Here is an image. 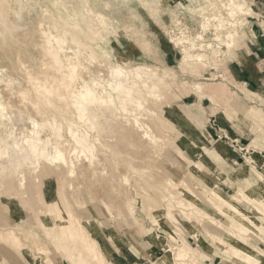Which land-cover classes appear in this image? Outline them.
<instances>
[{"label": "bare ground", "instance_id": "obj_1", "mask_svg": "<svg viewBox=\"0 0 264 264\" xmlns=\"http://www.w3.org/2000/svg\"><path fill=\"white\" fill-rule=\"evenodd\" d=\"M58 1H51L53 9H59L60 12L58 15L54 14V17H50V19L53 20L55 26L62 25L63 29L58 33L50 31L49 36L53 40L48 42L56 66L63 72V76L69 78V81L66 82V77L63 78L58 89L60 91L64 89L59 96L55 90L41 85V87H45L46 94L53 97L47 98L46 102L48 108L54 106L53 117L43 123L34 118H31V121L29 119L34 126L31 128L32 131L29 129L31 134L25 131L27 134L21 133L23 136L20 137L19 134H15L13 127H9L10 117L5 113L4 104L6 103L3 104L0 101V178L3 181L0 189L5 186L4 193H10L11 197L21 201L27 209V219L30 220V225L19 222L8 223L6 216L9 209L0 203V245L18 246L21 242L16 233L18 230L25 238L33 239V243H41L38 250L46 259L47 264H62L55 263L52 259L51 248L47 242L42 240L37 230H34L33 226L37 225L36 227L53 245L54 250L58 253L62 250L65 253L68 264H117L110 252L111 243L115 244L113 238L116 237L111 238V242L110 238H107L105 245H102L94 236L97 232L94 220L85 217V213H83V210L84 212L88 211V204L76 200L75 203L83 208L76 211L77 209L73 208L66 190V188H74V181L78 182L76 179L80 176H83L85 181L91 180V185L95 182L101 184L107 182L106 167H102L103 162L96 156V142H100L104 131H106V135L109 137L113 138L115 135L117 138L115 142L109 140L107 143L101 144L108 148L116 147L119 151L126 150L131 158L140 157V169L145 168L143 174L155 182V184H151L147 180V184L150 187L156 186L160 190L156 196L146 192L143 194L137 190L143 199V211L150 217L153 224V226L147 227L136 215V200L128 195L130 190L128 185L132 177L129 179L124 176L120 184L121 192L125 191L124 195L126 196L125 202L120 207L121 220H126L125 222L129 226H137L139 232L146 235L151 243H155L157 246H164L166 243V237L157 232L158 227L164 223L172 230L169 237L175 245L163 248L164 253L152 258L151 264H208L197 260L196 255L191 254L190 242L184 236V229L188 233H194L193 237L197 241L196 248H199L200 252L206 253L201 248L206 249L208 243L205 242V239H207L214 243L219 250H222L223 255L229 257L228 262L231 264H264V249L253 242L256 239L257 243L264 244V174L258 171V174H255L261 178V182L252 188L244 187L241 184L243 180H230L231 178L217 164L208 162L205 167L203 162L193 161L186 152L180 149H177V159L180 163H193L205 181L197 179L192 172L193 183L188 178V180L183 178L181 181H176L164 175L159 167H156L158 171L156 172L152 162L154 158L151 157L150 152L157 155L161 162L166 161L168 158L164 150L168 144L166 136H170L176 130L175 124L163 110L164 106L171 105L172 100L176 97L174 92H169L172 89L171 84L175 73L170 69L162 71L158 66L148 63H133L131 60L123 59L122 56L120 58L123 60L117 62L108 51L99 48V51H102L105 56L108 77L95 74L88 69L82 57L83 51H90L91 48L84 47V44L79 43L77 39L63 38L67 32L66 27L72 25L69 20L70 16L79 19L80 14L73 8H68L69 11L63 13ZM99 1L104 4V8L96 10L97 8L94 6V10H90L93 20L106 14L111 15L115 7L119 6L117 2L121 4L124 0ZM206 1L209 6L216 7V10L206 13L208 11L202 9L199 12L200 31L197 34L177 36L178 33L183 34V29L178 27L177 23L178 32L171 35V40L183 49V56L180 60V69L183 72H187L189 67L192 72L201 73V69H205L208 61L213 58L218 63L231 62L244 51L247 45V30L251 29L249 19L254 16L264 26V15L254 8L249 0ZM28 4L29 0H0V20H3L4 25H7L8 17L12 13L20 17ZM111 18L114 19V16ZM19 26L18 23H12L6 26L8 28L6 31L12 32ZM11 39L13 40L14 37L4 36L1 38L0 47L9 46L12 42ZM67 42L71 45L76 44L80 49L70 55L67 52L73 47L70 45L69 48ZM209 50L213 54L212 57L207 55ZM19 60L22 62L21 56H19ZM67 71H69L68 75H65ZM84 71H88L90 74L88 80L83 76ZM202 73L204 76L210 75L205 70ZM75 76L81 78L83 82L71 99L74 117L68 118L65 116L66 111L54 104V96L58 99L66 97L65 91L69 88L68 83ZM250 92L259 95L264 91L257 89ZM233 101L235 102L230 105V109L232 107L235 109L233 112L226 111V116L234 115L238 122L239 111L244 112L245 110L236 100ZM186 105L183 108H174V116L180 117L184 114L187 118L196 119L202 125L200 115ZM251 111L253 110L251 109ZM100 119H104L107 126ZM47 126L48 131L51 130L50 135L55 139L52 141L53 143L50 142L51 138L44 140L41 137V128ZM93 132L96 133L92 134ZM166 132L167 134H165ZM254 134L256 135V133ZM262 136L264 133L256 135L250 145L243 148V151H247L249 147L257 144ZM185 140L184 138L182 142L186 144ZM188 148L192 151L191 146ZM249 151L250 149L246 153L248 163H252L254 160L261 162L254 152H250L248 155ZM211 172L219 176L221 183L226 181L232 186L234 192L227 193L217 182H213L204 174L211 175ZM246 172V168L239 171L244 174ZM252 172L255 171L252 170ZM16 175L18 182H15ZM45 178H56L58 181L59 199L51 203L38 197ZM137 184L140 189H146L141 181L138 180ZM163 202L167 209L160 222L159 214L162 212ZM244 206L253 213L248 212ZM106 209L103 208L106 212L104 215L110 214ZM180 213H185L181 214L187 219L185 227L181 226V219L178 216ZM209 214L219 215L218 219L212 218ZM124 216H126L125 219ZM43 217L47 220L53 218L54 225H48L42 219ZM58 217H60L59 221ZM206 223L210 224L209 228L205 226ZM195 227L198 228V232ZM240 239L241 243L237 241ZM242 239H247L252 245H248ZM40 258L29 264H43ZM221 264H225V262Z\"/></svg>", "mask_w": 264, "mask_h": 264}, {"label": "rangeland", "instance_id": "obj_2", "mask_svg": "<svg viewBox=\"0 0 264 264\" xmlns=\"http://www.w3.org/2000/svg\"><path fill=\"white\" fill-rule=\"evenodd\" d=\"M51 1L29 0V4L23 9L20 17L12 13L7 19V25H4L3 20H0L2 22L0 23V39L4 36L7 38L14 37L13 40L11 39L12 42H10L9 46L5 48L0 47V101L3 104L6 103L4 105L5 113L10 117L9 127H13L15 134H19L18 136L20 137L23 136L21 133L27 134L29 132L28 134H31L30 132L33 130L31 128L34 127L30 122L31 118L43 123V121L46 122V120L53 117L55 113L53 111L54 106L48 108L46 103L47 98L50 99L52 96L46 94L45 87L47 86L53 89V91L55 90L59 96L60 92L62 93L64 89H61V91L58 89V86H61V81H63L64 77H66V82L69 81V78L63 76V72L56 66L49 48L48 41L53 40L49 36V32L58 33V31L61 32L63 29L62 25L55 26L53 20L50 19V17H54V14L58 15L60 12L59 9H53ZM64 1H58L60 10L64 13L73 8L74 11H78L80 17L78 19L75 16L73 18L70 16L69 20L72 22V25L66 27L67 32L63 38L77 39L79 43L84 44V47L87 46L88 48L89 46L91 48L89 49L91 52L88 50L83 51L82 57L88 69L95 74H101L105 78L108 77L105 56L102 51H99V48L108 51L117 62H119L118 60L122 61L125 59L131 60L133 63H148L158 66L162 71L170 69L175 73L171 84L172 89L169 92H174L176 97L172 100V104L165 105L163 110L165 111V115L175 124L176 130L170 136H166V141L168 142L167 147L164 149L168 156L166 161L161 162L157 155H153L150 152L151 157L154 158L152 162L156 172H158L156 167H159L164 175L176 181L186 178V180L190 179L189 181L193 183L194 177L191 175L192 172L197 179L200 178L203 181L204 178H202L200 171L194 167L193 163L185 162V164H181L177 159V149H180L186 152L193 161L203 162L205 167L208 165V162L217 164L231 178L230 180H243L240 182L244 187L252 188L255 184L261 182V178L258 175L256 176V174H258V169L259 172L264 170V136L259 138L257 144L248 148V150L250 149L248 155H250V152H254L261 162L254 160L252 163H248L246 157L248 150L243 151V148L248 147L256 135L264 133V92L259 95L252 94L250 91L256 89L246 88L243 84L236 82L232 78L228 70L229 62L218 63L214 58L208 61L205 69H201V73L192 72L189 67L187 72H183L180 69L183 49L171 40V35L178 32L177 23L179 24L178 27L183 29V34L178 33L177 36L197 34L200 31L199 20L201 17L199 16V12L202 9H206L208 11L206 13L213 12L216 10V7L209 6L206 0H124L121 4L117 2L119 6L115 7L111 15L106 14L93 20L90 16V10H94V6L97 8L96 10L103 9L104 4L101 1ZM249 1L256 8L254 0ZM260 10L263 11V6L260 7ZM110 16H114V19ZM12 23L20 25L12 31L13 35L12 32L6 31L8 29L6 26ZM263 27V25L262 28L258 26L260 30H263ZM70 45L68 43L69 48ZM71 46L73 48H70L67 52L70 55H73L75 50L80 49L76 44H72ZM168 49L177 54L176 61L173 64H167L161 57L164 50ZM18 55L21 56L22 62L19 60ZM207 55L209 57L213 56L210 50L207 52ZM121 56L123 59L120 58ZM204 70L210 75H202ZM68 72L65 75H68ZM83 76L87 80L90 78L88 71H84ZM82 82L81 78L75 76L68 83L69 88L65 91L66 97L58 99L54 96V104L65 110V116L68 118L74 117L71 99ZM41 85L46 86L41 87ZM195 94L197 98L196 104H194ZM46 95L47 97L45 98ZM188 95H192V98H187ZM203 97H207L205 99L206 109L208 112L216 114L217 119L210 116L209 121L206 122L204 120L205 108L201 102ZM233 100H236L245 110L244 112L242 110L239 111L238 122L234 123L236 126H232L230 120L237 121V118L234 115L226 116V111L230 110L233 112L235 109L234 107L231 108L232 110L230 109V105L235 102ZM185 105L190 106L192 110L200 115L203 122L202 125L196 119L187 118L184 114L180 117L174 116L173 109L176 107L183 108ZM57 115L60 118L59 114ZM100 121L105 123L104 119H100ZM218 125H220L223 131L217 132ZM229 127H231V130ZM238 128L242 129V131H239L240 133L236 132L239 130ZM41 131V137L44 140L51 138V143L55 141L50 135L51 130L50 132L48 131V126L42 127ZM94 133L96 132L92 134ZM106 134L107 132L104 131L100 142H96V156L103 162L102 167H106L107 173L105 175L107 182H104L105 184L95 182L91 185V180L85 181L83 176H80L76 179L78 182L74 181V188H66L68 197L72 201L73 208L77 209L76 211L83 209L78 203H75L76 200L88 204V211L84 212L83 210V213H85V217L94 220L97 229L94 236L102 245H105L107 238H110L111 242V238L114 236L116 238H113V240L117 247H120L119 245L122 244L124 245H122V252H118L115 250L113 242L111 243L110 252L112 256L115 254L117 264H151L152 258L164 253L163 248L172 244L175 245L169 237L172 230L164 223L158 227L157 232L166 237V243L164 246H157L155 243H151L146 235L141 234L137 226H129L125 222L126 220H121L119 216L120 207L125 202L126 196L124 195L125 191L121 192L122 188L120 184L124 176H127L129 179L132 177L128 185L130 189L128 195L136 200V215L147 227H151L153 224L150 217L143 211V199L139 192L156 196L160 190L156 186L150 187L147 184V180L151 184H155V182L152 179L150 180V178H146L147 176L143 174L145 168L140 169V157L131 158V155L126 150L119 151L116 147L108 148V146L105 147L101 144L107 143L109 140L115 142L117 138L115 135L112 138ZM184 138L186 139V144L182 142ZM188 146L192 147V151L189 150ZM104 148L105 150H103ZM216 159L221 162H217ZM248 167H252L255 172L250 170L248 177H244V173H239L240 170H243V168L247 169ZM211 173V175L204 174L213 182H217L227 193L232 194L234 192V188L227 184L226 181L221 183L219 176L213 172ZM15 179V182H18L17 175ZM138 180L146 186L147 190L139 188L137 184ZM0 185H3L1 178ZM4 187L0 189V203L6 205L9 209L6 216L8 223L19 222L25 225L29 224L30 220L27 219L28 213L26 207L18 198L11 197L10 193H4ZM137 190L139 191L138 193ZM38 197L48 203L59 199L57 179L45 178ZM162 204V212L159 214L160 222L164 218L163 213L167 209L165 202ZM244 207L248 209V212L253 213L248 207ZM103 208H107V213L110 214L104 215L106 212ZM181 214L185 213L178 214L181 219V226L185 227L187 219L181 216ZM209 216L218 219L219 215L209 214ZM42 219L48 225H54L55 221L53 218L47 220L43 217ZM57 220L59 221L60 217ZM36 226L34 225L35 229H33L37 230L42 240L47 242L51 248V257L54 262L68 264L65 253L62 250H59L60 254L56 252L53 245ZM205 226L209 228L210 224L206 223ZM195 229L196 232L199 231L197 227ZM184 232V236L190 242L191 254H195L197 260L207 262L208 264H221L222 262L231 264L228 262L229 257L223 255L222 250H219L214 243L205 239V242L208 244H206V249H201L206 253L200 252L199 248H196L197 241L193 237L194 233H188L185 229ZM16 233L21 240L18 246L5 247L0 245V264H29L35 259L40 258L39 255L42 256L40 261L43 264H47L46 259L38 250L41 243H33V239L25 238L18 230H16ZM237 241L241 243V239ZM244 241L248 245H252L247 239ZM253 242H256L259 247L264 249L263 243H257L256 239ZM133 247L136 248L134 249ZM226 258L227 260H225Z\"/></svg>", "mask_w": 264, "mask_h": 264}, {"label": "crops", "instance_id": "obj_3", "mask_svg": "<svg viewBox=\"0 0 264 264\" xmlns=\"http://www.w3.org/2000/svg\"><path fill=\"white\" fill-rule=\"evenodd\" d=\"M254 3H255L254 6L257 8V10H259V12L264 15V12H263L264 11V0H254ZM262 6H263V11L260 10V7H262ZM249 20H250L249 22L251 24L250 25L251 29L247 30V45L241 54H238L235 57V59H233L231 62H229L228 70H229L232 78L236 82L243 84L246 88L256 89V90L262 89L264 91V27H263V30H260L258 28V26H260V28H262V24L254 16L251 17ZM161 57L164 59V61L167 64H173L176 61L177 54H175L174 52H172L171 50L168 49V50H164L163 56L161 55ZM191 96L192 95H188L187 98H189ZM194 98H195L194 104H196L197 103L196 94H195ZM206 98L207 97H203L201 102L205 108L204 120H206V122H207V121H209L210 116L215 117L216 119H217V117H216V114H214L212 112L210 113L206 109V107H205V99ZM230 122L232 123V126H236V124H234V123L237 121L230 120ZM218 126H219V128L216 129V130H218L217 132L223 131L221 129L220 125H218ZM229 129L231 130V127H229ZM240 130L242 131V129H239L236 132L238 133ZM208 132H209V130H208ZM250 170L251 171L253 170L252 167L247 168V172L245 173L244 177L249 176ZM258 171H259V169H258ZM263 172H264V170H262V173ZM236 178H238V177H236ZM122 245H119L120 247H117L116 244H113V246L115 247V250L118 252H122V249L124 246V245L123 246ZM113 256H114L113 258H115V261H116L115 254Z\"/></svg>", "mask_w": 264, "mask_h": 264}]
</instances>
